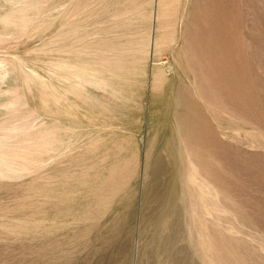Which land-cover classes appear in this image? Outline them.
Masks as SVG:
<instances>
[{
  "label": "rangeland",
  "instance_id": "obj_1",
  "mask_svg": "<svg viewBox=\"0 0 264 264\" xmlns=\"http://www.w3.org/2000/svg\"><path fill=\"white\" fill-rule=\"evenodd\" d=\"M0 264H264V0H0Z\"/></svg>",
  "mask_w": 264,
  "mask_h": 264
},
{
  "label": "bare ground",
  "instance_id": "obj_2",
  "mask_svg": "<svg viewBox=\"0 0 264 264\" xmlns=\"http://www.w3.org/2000/svg\"><path fill=\"white\" fill-rule=\"evenodd\" d=\"M173 89H174V101H173V103H170V105H173L175 103L178 106V108H179L177 111L174 112V116L173 117H174V120H175V122L177 124V127H178V129H177L178 132L177 133H178V135H180L183 131L186 132V130H185V128H186V126H185L186 125V119L182 115H183V113H185V111L188 112L190 107H189L188 100L185 98L183 92L180 89H178V88L176 89L175 87ZM171 146H172V149L177 151V146L175 144V141L171 143ZM178 157L180 158V160L182 159V157L180 156L179 153H178ZM178 184H177V186H178ZM177 191L179 192L178 189H177ZM181 197L183 199L184 194L183 195L181 194ZM179 200H180V196H179Z\"/></svg>",
  "mask_w": 264,
  "mask_h": 264
}]
</instances>
